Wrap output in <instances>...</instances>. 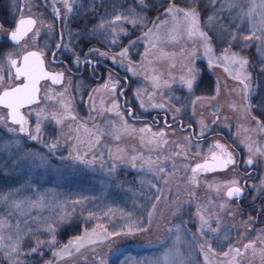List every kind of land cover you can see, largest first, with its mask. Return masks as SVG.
Masks as SVG:
<instances>
[{
	"label": "snow or ice",
	"instance_id": "6c2138e0",
	"mask_svg": "<svg viewBox=\"0 0 264 264\" xmlns=\"http://www.w3.org/2000/svg\"><path fill=\"white\" fill-rule=\"evenodd\" d=\"M149 3L150 0H133L131 6L123 4L119 10L102 17L87 30V35L113 51V55L109 56L107 52L91 48L84 53L83 61L76 55L73 62L77 66L83 62L85 67L91 68L95 73L94 61L89 57L93 52H97L100 57L111 60L113 64H120L136 76L140 74L133 65L135 57L132 52L136 49L135 55L140 58L139 66L144 69V79L151 86V90L144 88L135 91L134 95L140 107L145 111L149 107L163 110L167 116L170 109L163 100V97L167 96L168 103L179 105L171 110V118L173 124L179 118V127L183 134L186 127H193L191 120L197 115V103L204 99L216 100L220 94L217 82L215 95L207 98L197 96L191 100L190 122L185 126L182 117L188 115L187 101L191 99L198 82L202 80L201 68L197 66L202 50L208 69L223 67L230 78L236 81V85L228 89L231 98L227 101V108L236 119L246 122V126L242 125L245 135L241 137V143L247 152L246 158L238 159L235 150L219 140L210 144L206 155L198 142L193 143V139H206L207 133L212 131L211 125L221 119L229 120V115L222 111L223 105L209 104L212 108L210 116L200 113V118L196 120L199 132L183 135V141H171L167 138L168 129L173 127L167 120L165 127L157 131L148 124L135 128L128 119H137L133 108L124 109L119 103V97L126 95L124 85L120 80L114 79L111 72L106 79L101 77L104 79L103 84L88 93L91 102L88 119L95 120L96 117H93L92 113H96L101 119L105 114H109L115 115L118 120L107 119V126L103 128L96 123L90 128L86 121H79L74 103V94L79 85L73 88L70 77L65 84L68 69L50 71L47 67L49 53L51 63L55 65L57 53L61 49L70 53L74 52V49L64 43L63 30L54 48L47 44L39 51L28 47L30 39L35 40L40 36L42 27H47L49 32L55 30L54 24H45L42 15H24L25 6L31 11V5L21 6L19 18L7 25V28L0 25V32L6 35L9 42L6 49L0 48V125L13 134L17 142L27 138L47 149L46 154L33 151L23 153V159L33 163L39 162L38 167H47L48 155H56L66 149L68 155L61 156L62 161L93 171L99 165L109 182L116 184L120 164L128 163L135 169L139 162L141 171L151 173L156 181L148 182L150 190H156L148 199H154L156 202L162 199L160 195H156L161 192L160 182L171 190L178 171L173 162L172 171L169 172L165 162L173 155H183L184 159H188L187 152L195 151L197 156L203 157L202 161L194 162L191 175L185 172L184 180L179 181L184 183L191 199L183 200L177 192L172 201V215L180 218L187 210L189 218L180 220L179 223L171 222L172 226L167 229L168 235L160 241L162 251L144 264H190L182 252V245L186 242L190 246L198 247L204 264H264V227L256 229L253 216L250 215L246 220L241 216V226L235 223L228 227L222 226L224 216L221 213H227V217L233 221L239 215L238 209L233 211L229 207L230 201H239L244 197V188L241 187L239 177L224 182L214 181V187L209 185L216 193L212 200H199L196 197V190L200 186V173L234 171L240 163L246 166V171L254 164L264 161V0H209L207 5H203L201 0H184L183 4L178 3V0H162L163 11L154 20H149L146 14H142L146 12ZM51 6L52 15L64 24L77 8L76 0H53ZM209 7L213 11L208 15L207 23H204L203 16ZM225 12L228 13L227 17L224 16ZM136 31H140L141 35L132 39ZM186 41H191L193 46L186 47ZM138 45L143 46V51H140ZM176 45L180 46L179 53H169V46ZM253 46L259 54L260 78L255 89L252 74L248 71L251 61L245 53V50ZM177 57H180L178 71ZM162 63L167 64L166 73L160 68ZM42 81H50L52 86L59 85L60 88H42ZM163 89L168 91H162ZM70 90L73 95H70ZM209 90L211 91L210 86ZM177 92L179 95L175 94ZM101 93L106 94L109 99L105 102L102 98L100 107H97L94 94ZM157 95L161 97L160 101L156 100ZM144 96L148 97L147 102L143 99ZM203 106L201 103V107ZM48 125L52 126L51 130L44 133L43 130ZM135 133L140 134L141 145L147 148L150 155L145 157L136 149L126 154L123 149L117 147L115 153L109 148L108 157L105 158L101 149L104 137L119 142L122 135ZM172 134L175 135V130ZM44 135L52 139L45 142ZM170 143L174 147L165 154L162 150ZM153 152L157 153L155 158L151 155ZM252 189L264 195V178L259 185H253ZM217 198L223 202L215 203ZM81 202L73 201L74 204ZM44 203L43 197L39 200H21L13 192L0 195V204L7 207L10 215L21 212L25 206H43ZM155 209L156 203H152V210L147 211L146 220L132 219L131 213H121L125 223L119 231L115 228L109 231L103 224H97L62 247L59 246L57 236L63 215L61 221L48 219L38 224L35 230L29 228L27 231L21 230L19 222L13 231L10 220L0 217V264H58L59 261L67 264V257L82 254L86 250H91L94 254L91 264H109L108 254H100L97 250L113 236L134 232L150 233L153 229ZM112 215V209L104 213V216L109 218ZM90 216L95 217V213H90ZM260 216H264V206L257 213V218ZM259 223L264 225V220H259ZM156 226L159 228V224ZM191 228H195V231L190 233ZM233 228L236 230L235 238L231 235ZM41 235L44 238H41ZM33 236L36 237L34 242ZM169 240L171 244L168 243ZM111 251L109 247V252ZM47 252H51V258H46Z\"/></svg>",
	"mask_w": 264,
	"mask_h": 264
},
{
	"label": "rangeland",
	"instance_id": "374dc122",
	"mask_svg": "<svg viewBox=\"0 0 264 264\" xmlns=\"http://www.w3.org/2000/svg\"><path fill=\"white\" fill-rule=\"evenodd\" d=\"M44 1L48 9H46L39 0H8L9 14L7 23L3 24L0 22V25H4L5 28H7V25L13 23L15 19L19 18L21 14L19 9L21 6L31 5V11H29V8L25 6L24 15H42L44 17L45 24H54L55 30L54 32H49L47 27H42L40 36L35 40L30 39L28 41V47L31 50L39 51L45 44H47L50 48H54L58 40V33H61L63 30V41L66 45L73 48L74 52L70 53L61 49L57 54V61L62 60L67 63L69 71L73 73H79L81 69L80 66L82 64L81 62V64L77 66L73 62L75 60V56L79 55L81 61H83L84 53H87L91 48H98L100 51L107 52L109 56L114 54L113 51L106 48L103 44L99 46L91 45L85 48L81 46L78 48L75 47L74 41L72 40L74 29L70 27L69 22L71 17L67 20L66 24L61 21H57L48 11L50 10L53 12L51 6L53 4V0ZM84 1L85 0H76L77 8L75 12L80 10ZM179 1L181 2L180 4L184 3V0ZM87 2L90 4L96 3L98 6L113 3L118 8L117 10H119L120 6L123 4L131 6L133 0H87ZM208 3L209 0H205L204 5H207ZM160 4L161 2L159 0H150L147 9H150L153 12V15H149L147 10L142 14H146L149 20L156 19V17L160 14L157 13ZM153 5L155 7H153ZM212 11L213 9L211 7L207 9V12L203 16L204 23H207V17L212 13ZM112 12L113 10L108 8L101 18L110 15ZM227 15L228 13L225 12L224 16L227 17ZM150 26L151 24H149V27ZM128 27L131 28V25ZM140 35L141 32L136 31L135 35L131 38L135 39ZM0 41H7L6 35L3 32H0ZM125 43H127V41H125ZM198 43L199 41H197V44ZM185 46L191 48L193 45L191 41H186ZM138 47L140 48V51H143L142 45H138ZM167 50L169 53H179L180 46H169ZM135 53L136 49H133L132 55L135 57L133 65L140 73L136 76H133L126 70L125 67L120 66V64H113L111 60L100 57L97 52H93L92 56L89 57L94 62L98 61L102 63V66L98 67L95 70V73H93L91 68H87L85 66V71L80 76L75 74L73 75L68 72L65 77V84H67L70 77L73 82V88L79 85L78 91L74 94V103L76 106L75 112L78 115L79 121H86L90 128L93 123L99 124L101 128H103L107 126L105 124L107 119H111L112 121L118 120L115 115L109 114H105L103 119H101L100 117H97L96 113H92V116L96 117L95 120L88 119L89 105L91 103L89 101L88 93L103 84L104 79H101V77L106 79L111 72L114 79L120 80L123 83L126 91V95L119 97V103L121 105L124 104L122 106L124 109L133 108V111L136 114L137 119L128 118L131 125L138 129L143 127L145 124H148L153 127L154 131H157L165 127V120H167L169 124H173L171 110L179 105L173 106L168 103L167 96L163 97L164 102L168 104V108L170 109L167 116L163 110L152 109L149 107L148 110L145 111L140 107V103L134 95L135 91L137 89L144 88L151 90V86L144 79V69L140 68L138 63L140 58L139 56H136ZM245 53L249 56V59L253 60V65L250 64L248 71L252 74L253 88L255 89L256 83L260 78L258 66L259 54L257 53L255 46L245 50ZM50 57L51 54L49 53L47 55V67L49 70H65V68L60 65L55 66L49 63ZM177 61L178 71L180 57H177ZM124 63L127 64V61ZM197 66L201 68L200 75L202 80L199 81L198 86L194 88L193 93L191 94V99L187 101L188 115H184L182 117L185 126H187L190 122L189 116L192 111L191 100H194L197 96L207 98L210 95H215L217 82H219L220 94L216 100L209 101L204 99L197 103V115L191 120L193 127H186V131L183 134L181 133L179 127L178 118L177 122L173 124V127L168 129L167 138L171 141H183V135L198 133L199 125L196 124V120L200 118V113H203L205 116H210L212 108L209 104L223 105L224 107L222 111L229 115V120L225 121L221 119V121L217 122L215 125H211V121L209 120L212 131L207 133L206 139L199 141L193 139V143L198 142L201 146L203 154L206 155L210 144L219 140L221 143L234 149L237 153L238 159L246 158L247 152L244 145L241 143V137L245 135L242 131V125L246 126V122H241L236 119L227 108V101L231 98L228 89H231L234 85H236V81L230 78L228 73L224 71L223 67L208 69L207 62L203 59L202 50L201 57L197 61ZM160 68L165 73L168 71L166 63H162ZM209 86L211 87V91L209 90ZM41 87H51L54 89L60 88L59 85L52 86L49 81L43 82ZM176 87L178 88L179 85L177 84ZM162 91L168 90L163 89ZM175 94L179 95V92ZM185 94L187 95V93ZM70 95H73L71 90ZM94 95L97 107H100L102 98L105 102L109 99L108 96L103 93ZM43 96L44 93L42 91L41 98H43ZM143 99L145 102L148 101L147 96H144ZM160 99L161 97L157 95L156 100L160 101ZM256 99L258 100L259 97H256ZM201 103L204 105L203 107H201ZM51 127V125L46 126L43 130L44 133H48L51 130ZM173 130H175V135L172 134ZM0 132V195L13 192L21 200H39L43 197L45 201L43 206H25L21 212L11 215L8 213L7 207L0 204V217H7L10 220L13 225V231L15 230L17 222H19V226L23 231H27L29 228L35 230L37 225L45 220L56 219L57 221H61V215H63V220L60 222L58 231L71 222H77L78 224H82L83 227H89L88 231L96 227L97 224H103L109 231L114 228L119 231L125 223V218H122L121 213H131L132 219L146 220L147 211H151L152 203H156L154 224L150 233H143V235L140 232H134L132 234L113 236L97 250L100 254H108L109 264H123V262H126V264H144V262L158 256L162 251L160 241L168 235L167 229L172 226L171 222L175 221L176 223H179L180 220H187L189 218V212L187 210L182 217H174L172 215V201L176 198L177 192H179L181 199H191L185 189L184 183H179V181L184 180L185 172H187V175H191V166H193L194 162L202 161L203 157L197 156L195 151L187 152L188 159H184L183 155H173L170 160L165 162L169 172L172 171L173 162H175L178 171L175 177V182L171 185V190H169L168 186H165L162 182H160L161 192L156 193V195H160L162 199L159 202H156L154 199L152 201H149L148 199V196L156 191L154 188L150 190L148 182L156 181H154L151 173H148L146 170L141 171L139 162H137V167L135 169L128 163L120 164L117 169V183L112 184L109 182V178L105 175V173L100 170L99 165H97L96 170L93 171L86 169L83 166H71V162L62 161L61 156L67 157L68 155V151L66 149L58 152L56 155H48L46 157L47 167H38L37 165L39 162L33 163L32 161L25 160L22 157L23 153L28 151L46 154L47 149H45L42 144L29 141L27 138L17 142L14 135L9 133L3 125H0ZM43 139L45 142H49L52 137L44 135ZM117 147L123 149L126 154H130L133 152V149H136L138 153L142 152L145 157L150 155L147 148L141 145L139 133L122 135L119 142L109 137L103 138L101 149L105 158L108 157L109 148H111L113 153H115ZM173 147L174 145L170 143L165 146L162 151L167 154ZM151 155L155 158L157 153L153 152ZM245 169L246 166L243 163H240L234 171H224L214 174L200 173L198 177L200 186L196 190V197L199 200H212L216 197V193L209 187V185L214 187V181L224 182L230 178L239 177L241 187L244 188V196L246 197L240 202H229L230 209L233 211L238 209L239 215H237L236 220L233 221L227 217V213H221V215L224 216L222 226L228 227L232 226L234 223L237 226H241V216L246 220L251 215L254 218L256 229H259L264 227V225L259 223V220H264V216L257 218V213H259L261 207L264 206V195H260L255 192L252 189V186L259 185L261 179L264 178V161L254 164L252 167L247 168L246 171ZM243 183L245 184L243 185ZM254 197H256V199H254ZM76 200H81L82 202L80 204H74L73 201ZM221 202L223 201L218 198L215 200V203L217 204ZM108 209H112L114 212V215H112L111 218L104 216V213L107 212ZM90 213H95V217L90 216ZM96 217H98V219ZM157 224H159V228H157ZM194 231L195 228L190 229V233ZM231 235L235 238V228L232 229ZM254 235L255 232H253V236ZM140 237H142L143 240H140ZM35 238V236L32 237L33 242L35 241ZM41 238L44 237L41 235ZM168 243L171 244V240H169ZM62 246L63 245L60 247ZM109 247L112 249L111 252H109ZM182 252L184 253L185 258L190 261V264H204L203 255L199 253L198 247L190 246L186 242L182 245ZM51 255V252H47L46 258H51ZM93 255L94 254L91 250H86L82 254L67 257V264H91ZM58 264H64V262L59 261Z\"/></svg>",
	"mask_w": 264,
	"mask_h": 264
},
{
	"label": "trees",
	"instance_id": "16d2710c",
	"mask_svg": "<svg viewBox=\"0 0 264 264\" xmlns=\"http://www.w3.org/2000/svg\"><path fill=\"white\" fill-rule=\"evenodd\" d=\"M159 1L162 4V0ZM168 2H171V0H168ZM204 2L205 0H201V3L203 5ZM178 3L181 2L178 0ZM161 4L158 8L157 13L163 11ZM8 7H9L8 0H0V22H2L3 24L7 23L8 14H9ZM108 8H110L113 11L118 9L116 5H114L113 3L103 6H98V4L96 3L90 4L87 2V0H85L84 3H82L80 10L73 13L69 22H70V27L74 29L72 40L74 41L75 47L78 48L79 46H81L85 48L91 45H96V46L101 45L100 42H98L96 39H93L90 35H87L86 32L89 28L92 27L94 23H98L100 21L101 16L107 11ZM146 10L148 11L149 15H153V12L150 9H146ZM90 39H91V43H89ZM8 43H9L8 41H0V47L6 48L8 46ZM250 61L251 64L253 65V60L250 59ZM88 228L89 227H83L82 224H78L77 222H71L70 224L65 225L64 228L58 231L57 239L60 242L59 246L64 245L68 243V241H70L71 239L75 238L76 236L81 235L83 232H85L86 229L89 230ZM140 240H143L142 237H140ZM134 242H142V241H134Z\"/></svg>",
	"mask_w": 264,
	"mask_h": 264
},
{
	"label": "flooded vegetation",
	"instance_id": "af4514ba",
	"mask_svg": "<svg viewBox=\"0 0 264 264\" xmlns=\"http://www.w3.org/2000/svg\"><path fill=\"white\" fill-rule=\"evenodd\" d=\"M59 34H60V33H58V37H59ZM57 42H58V40H57ZM57 54H58V53H57ZM49 63H51V57L49 58ZM51 64H52V63H51ZM59 65L62 66V67H64L65 69H68V64L65 63V62L62 61V60L57 61V63L55 64V66H59ZM84 66H85V65H84L83 62H82L81 66H80L81 69H80V72H79V73H73V72H71V71H69V73H71V74H73V75L75 74V75H77V76H78V75L80 76V75H82V74L84 73V71H85V70H84ZM68 70H69V69H68ZM82 71H83V72H82ZM244 184H245V183H243V185H244ZM243 185H242V186H243Z\"/></svg>",
	"mask_w": 264,
	"mask_h": 264
},
{
	"label": "water",
	"instance_id": "95a60500",
	"mask_svg": "<svg viewBox=\"0 0 264 264\" xmlns=\"http://www.w3.org/2000/svg\"><path fill=\"white\" fill-rule=\"evenodd\" d=\"M40 2H41V4L46 8V9H48L47 7H46V5H45V1L44 0H39ZM51 14H52V12L50 11V10H48ZM59 40H60V37H59ZM94 64H95V66H97L98 64H99V62H94ZM42 82H44V81H42ZM41 82V83H42ZM124 105V104H123ZM122 105V106H123ZM217 172H221V171H217ZM224 172V171H223ZM208 173H216V172H208ZM244 198V197H243ZM242 198V199H243ZM242 199H240L239 201H241Z\"/></svg>",
	"mask_w": 264,
	"mask_h": 264
}]
</instances>
